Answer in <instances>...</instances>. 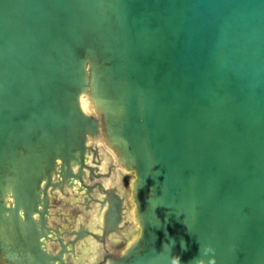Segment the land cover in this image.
<instances>
[{"label":"water","instance_id":"1","mask_svg":"<svg viewBox=\"0 0 264 264\" xmlns=\"http://www.w3.org/2000/svg\"><path fill=\"white\" fill-rule=\"evenodd\" d=\"M95 248L264 264V0H0V264Z\"/></svg>","mask_w":264,"mask_h":264},{"label":"bare ground","instance_id":"2","mask_svg":"<svg viewBox=\"0 0 264 264\" xmlns=\"http://www.w3.org/2000/svg\"><path fill=\"white\" fill-rule=\"evenodd\" d=\"M95 216H96V214H92V220H90V224L93 226V223H94V221H93V219L95 218ZM96 219V218H95ZM93 252H95L96 253V257L95 258H91V257H89L88 259H86V258H84L83 260H82V263H85L86 264V262L88 261V262H93L96 258H97V256H98V251L96 250V248H95V251H93ZM92 252V253H93ZM92 253H91V255H92Z\"/></svg>","mask_w":264,"mask_h":264},{"label":"rangeland","instance_id":"3","mask_svg":"<svg viewBox=\"0 0 264 264\" xmlns=\"http://www.w3.org/2000/svg\"><path fill=\"white\" fill-rule=\"evenodd\" d=\"M130 181H131V177L128 179V181H127V184H128ZM61 208H62L63 210H62V211H60L59 213H60V214H64V215H67V216H68V215H69V214H68V210H69V209H68V208H66V207H65V208L61 207ZM66 210H67V211H66ZM74 218H75V216H74V215H72V216L69 218V220H72V219H74ZM62 226H63V227H65V225H64V224H62ZM123 247H124V246H122V247L118 248V249H117V251H118V252H119V251H121V249H122Z\"/></svg>","mask_w":264,"mask_h":264},{"label":"flooded vegetation","instance_id":"4","mask_svg":"<svg viewBox=\"0 0 264 264\" xmlns=\"http://www.w3.org/2000/svg\"><path fill=\"white\" fill-rule=\"evenodd\" d=\"M55 245H58V244L56 243ZM89 257H91L92 259L95 258L96 257V253L93 252L92 255L90 254L86 259H88Z\"/></svg>","mask_w":264,"mask_h":264}]
</instances>
